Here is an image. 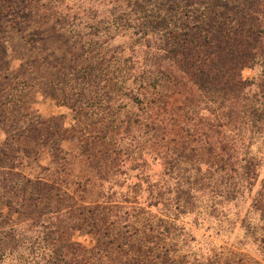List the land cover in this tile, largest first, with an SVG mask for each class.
<instances>
[{"label": "rangeland", "instance_id": "1", "mask_svg": "<svg viewBox=\"0 0 264 264\" xmlns=\"http://www.w3.org/2000/svg\"><path fill=\"white\" fill-rule=\"evenodd\" d=\"M162 118L189 150L136 122ZM153 234L179 264H264V0H0V264Z\"/></svg>", "mask_w": 264, "mask_h": 264}, {"label": "trees", "instance_id": "2", "mask_svg": "<svg viewBox=\"0 0 264 264\" xmlns=\"http://www.w3.org/2000/svg\"><path fill=\"white\" fill-rule=\"evenodd\" d=\"M255 25H254V30H255ZM249 31V30H248ZM231 46L235 47L237 44H239L238 38L234 37L232 38V40H229ZM239 46V45H238ZM211 50L209 49V54L211 53V55L209 54H200L199 51H201V46L200 45H194L192 48L195 51L194 56L190 59V67L194 69L195 72H199L201 71L202 74H205L206 72H211L209 65H215V59L220 60V54H221V48H223L222 43L221 42H217L214 46V44L212 46ZM259 47V48H257ZM260 48L263 49L262 45H258L256 46L254 44V50L258 49L259 52H261ZM213 49V50H212ZM256 51H254L255 54ZM209 55V56H208ZM213 55V56H212ZM212 56V57H211ZM209 61H212L213 63H208ZM218 64V63H217ZM217 67H215L216 69ZM182 71V69H181ZM233 80H236V78H234ZM236 84H238L239 82L242 83V81L239 79L236 80ZM183 82H181L180 79L177 80V84H182ZM160 85H164V83L160 82ZM254 98V97H253ZM248 100L251 101L250 98H248ZM167 102L166 106H164L163 108L168 109V104H169V100L168 101H164ZM253 103V104H252ZM250 111V115H254V100L251 101V105L249 107ZM159 112V111H158ZM160 114V113H159ZM145 121V120H144ZM128 124H131V118H129V120L127 121ZM133 122H135L133 120ZM139 124L143 125L144 129L146 130L147 133H151L153 132L154 134H156V132L162 133L164 134V138L166 136L171 137L170 139L174 140L175 137H177L175 139V141H178L175 144H179L177 145V148L181 147L182 149H188L189 145H188V140L185 139L183 137V134L181 133V130L178 129H174V127L177 125L176 122L174 121H170V119H166V118H162L161 120H150V121H145V122H141L140 120L136 121ZM215 126V125H214ZM187 131H190L191 133H195L194 136V141H198L199 138H201L202 135H206V131L204 133H202L201 131L199 132L197 129H188ZM198 133V134H197ZM174 137H172V136ZM177 135V136H176ZM180 137H183L182 140H179ZM229 146V144H223L222 147L224 149H227V147ZM170 148V147H169ZM193 149L196 148L195 145H192ZM189 150V149H188ZM191 157H188V159H190ZM222 161V160H221ZM222 167H226L225 163L221 164ZM232 168H234V166L232 165ZM148 237V238H147ZM145 237V239H143L142 237H140L139 239V248L141 247V255L138 254H134L132 256H127L125 259L118 261L116 263L113 262H105L103 256H99L98 258V263H91V264H179L176 263L175 260L177 258V254L176 251H172L169 248H165V249H159L161 248L160 245L158 244V242L155 241L154 238H159L158 235L156 236L155 234H153V236H147ZM160 239V238H159ZM143 242V246L141 245V243ZM133 246V245H132ZM162 246V245H161ZM81 258L82 259H87L86 261L88 262V256L86 255V253H82L81 254ZM71 257V253L69 250L63 251L62 253H59L58 257H52V261H55V259L60 258L62 260L66 261H70L71 259H69ZM179 261V259H178ZM190 262L189 260H185L184 263H188ZM200 264V263H199Z\"/></svg>", "mask_w": 264, "mask_h": 264}]
</instances>
